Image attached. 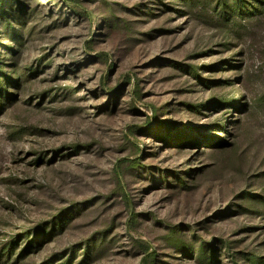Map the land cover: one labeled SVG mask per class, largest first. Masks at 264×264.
Masks as SVG:
<instances>
[{"label":"rangeland","instance_id":"1","mask_svg":"<svg viewBox=\"0 0 264 264\" xmlns=\"http://www.w3.org/2000/svg\"><path fill=\"white\" fill-rule=\"evenodd\" d=\"M0 264H264V0H0Z\"/></svg>","mask_w":264,"mask_h":264}]
</instances>
